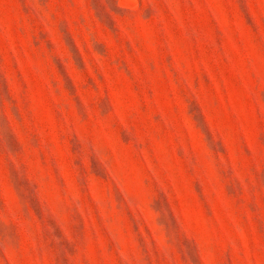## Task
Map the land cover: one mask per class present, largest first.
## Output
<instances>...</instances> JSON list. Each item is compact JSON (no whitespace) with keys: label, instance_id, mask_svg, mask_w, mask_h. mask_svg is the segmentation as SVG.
<instances>
[{"label":"rangeland","instance_id":"rangeland-1","mask_svg":"<svg viewBox=\"0 0 264 264\" xmlns=\"http://www.w3.org/2000/svg\"><path fill=\"white\" fill-rule=\"evenodd\" d=\"M0 264H264V0H0Z\"/></svg>","mask_w":264,"mask_h":264}]
</instances>
